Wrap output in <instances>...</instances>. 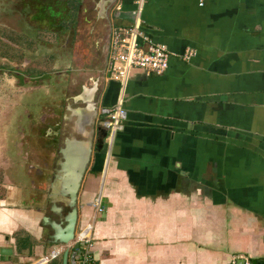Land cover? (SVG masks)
Listing matches in <instances>:
<instances>
[{"label":"crops","instance_id":"0c3cea01","mask_svg":"<svg viewBox=\"0 0 264 264\" xmlns=\"http://www.w3.org/2000/svg\"><path fill=\"white\" fill-rule=\"evenodd\" d=\"M134 1L119 0L117 8L132 12ZM139 21L170 53L160 74L131 68L124 84L115 80L111 32L130 22L117 18L103 31L84 9L74 10L71 26L56 33L67 30L73 45L77 27L88 28L93 52L87 61L74 65L73 46L63 53L48 48L43 55L55 65L66 54L76 68L16 71L22 84H54L58 94L43 102L58 99L60 107L44 126L46 136L24 137L20 145L4 138L19 152L10 157L8 148L0 157V250L12 251L0 254V264H62L63 246L49 243L42 226V217H50L47 192L58 157L54 131L59 114L89 102L94 139L103 141L78 191L75 237L85 233L92 240V264H229L238 258L264 264V0H143ZM59 74L66 75L63 83ZM68 80L79 83L74 94L61 92ZM118 103L126 116L111 131L102 109ZM37 105L4 104L7 113L17 107L24 114L40 111ZM17 176L31 188L10 180ZM56 249L60 253L48 259Z\"/></svg>","mask_w":264,"mask_h":264},{"label":"rangeland","instance_id":"374dc122","mask_svg":"<svg viewBox=\"0 0 264 264\" xmlns=\"http://www.w3.org/2000/svg\"><path fill=\"white\" fill-rule=\"evenodd\" d=\"M11 4L12 5L10 7L4 0H0V157L1 154L7 152L8 148V154H10V157H13V152H19L18 146L16 144L20 145L25 138L30 139L35 136H46L47 134L46 132H44V126L47 125V123H49L48 125H51L49 120L51 119V116L55 114V110H58L60 107V101L58 103V99L56 104H47L43 102L44 100L46 101L48 99V96L58 94L59 91H56L54 89L56 88L53 87L54 84L50 85L51 87L48 85V81H42V85H37L39 83L37 81L33 82L34 84L31 82L22 84L20 81H18V77H16V71L21 70L26 73H38L46 71L49 72L53 68L54 70L57 69L58 71H60L62 70V67H66V65L71 66L72 56H68L67 60L66 54H63L64 56H61V58L63 57L62 61L64 63L55 65L54 59H50L48 56L43 55L48 51V48L56 49L60 53L64 51L65 48L70 50L72 48L71 46H73L74 53H76L73 60L74 65L81 63L82 61H87L89 58L88 56L92 55L91 53L93 52L92 44L88 42L86 33L88 28L82 27L83 25H79L77 27L75 37L73 36V45L70 44L71 37L69 36L67 30H62L61 34H57L55 32H35L31 30H28L24 33L21 32L20 30H23L22 21L24 20V18H21L19 12H16L19 7L12 9V6L15 7L13 5L15 3L11 2ZM8 8H10L12 11H8ZM9 27L12 28L11 31H8ZM35 35L37 39L36 42L38 44L32 42L35 39ZM38 47L41 49H39ZM74 65L71 67H75ZM8 69L9 72L7 71ZM74 73L75 72H73L72 75L69 73L68 77H75L76 74ZM65 76V74H59L57 77V82L63 83L61 79H64ZM90 76L93 79L95 75L90 74ZM46 78L47 77H45L44 80ZM69 81L70 80H68V85L65 88V91H61L63 94H65L66 89L74 94L76 88H78L79 83H76L75 86H70ZM87 83L91 84L90 81H88ZM24 87L27 88H25V90H21L23 91L21 93L20 88ZM57 87H59V85H57ZM30 88L32 91L29 90ZM19 94H23V96ZM22 99L26 100V103L30 105L37 103H39V105L41 104V106H36L40 107V111H27L24 114L18 113L19 110L17 107H15V113H7L4 104H6L7 102L18 100L20 101ZM54 101L55 97L53 96L52 102ZM78 104L79 103L77 102H75V104L73 102L68 103V105L70 106H75ZM59 116L60 114L58 115V120ZM21 117L22 119H24V122H21ZM19 123H24L25 125L22 127H18ZM7 136L11 137V140L16 138V144L10 146L7 145L6 139H4ZM20 148L22 149V146H20ZM26 148L27 150L25 149V151H28L27 153L33 152L32 146H26ZM25 151L22 150L23 153H26ZM10 180L15 181L17 185L21 186V184H23L22 186L25 185L26 188H31L30 182L26 181L27 179H22L21 176L11 177Z\"/></svg>","mask_w":264,"mask_h":264},{"label":"water","instance_id":"95a60500","mask_svg":"<svg viewBox=\"0 0 264 264\" xmlns=\"http://www.w3.org/2000/svg\"><path fill=\"white\" fill-rule=\"evenodd\" d=\"M102 2H109L108 8L113 19L123 18L129 22L134 21L132 12L127 13L117 8L118 0H102ZM140 25L146 26L143 23ZM70 110L71 116H74V120L72 121L70 130L66 132L62 131L61 133L64 136L59 141L58 157L55 161L56 167L54 168L47 192L48 209L50 212L57 214L59 219L57 221L47 215L42 217L43 233L47 234L48 242L63 246L62 264H67L69 252H71L70 263L75 264L73 256L80 250L78 242L71 244L75 237L78 216V191L90 162L92 152L99 146L97 142L103 141L101 138L98 140L96 138V141L94 139V136L98 135L95 133V130H98V128L94 126L95 107L91 106V102L85 108ZM63 118L69 117L64 115ZM54 134L57 135L58 131H54ZM47 225H49L51 232L46 227ZM0 254L11 255L12 251L10 249L0 250ZM237 261L238 264H243L244 259L238 258Z\"/></svg>","mask_w":264,"mask_h":264},{"label":"built area","instance_id":"2783aa9c","mask_svg":"<svg viewBox=\"0 0 264 264\" xmlns=\"http://www.w3.org/2000/svg\"><path fill=\"white\" fill-rule=\"evenodd\" d=\"M135 8L132 11L134 21L126 25H120L111 32V75L115 80L124 81L131 68H140L147 74H160L168 66L170 53L167 48L160 43H153L143 31L140 25L139 16L143 0H135ZM104 114V126L113 131L119 122L125 119L126 112L121 104L102 109ZM80 243V255L75 264H92L89 254L93 246L92 240L85 233L74 237L71 244ZM61 249H56L49 255L51 259L60 253ZM243 264H254L243 258ZM237 259H233L229 264H236Z\"/></svg>","mask_w":264,"mask_h":264},{"label":"flooded vegetation","instance_id":"af4514ba","mask_svg":"<svg viewBox=\"0 0 264 264\" xmlns=\"http://www.w3.org/2000/svg\"><path fill=\"white\" fill-rule=\"evenodd\" d=\"M8 6L11 7V2L15 7L18 8L16 12H19L21 18H24L23 30L21 32H26L28 30L35 32H49L56 33L57 27L64 28L66 26L70 27L72 24V14L74 10L79 12L84 9V11L92 16L93 23L97 25L98 29L103 31H108L110 26L113 24V17L111 15L110 9L108 8L109 2H102V0H4ZM119 2V0H118ZM8 11L11 9L8 8ZM12 11V10H11ZM26 18V19H25ZM33 22V23H32ZM66 24V25H65ZM12 28H8L11 31ZM33 40L32 42H36ZM68 114L67 117L63 118L61 116L57 121L58 134L55 136L54 143L59 144V141L64 135H61L62 131L66 132L70 130L72 124V116ZM66 134V133H64ZM49 215L51 219L58 221V215L50 211ZM49 232L51 229L47 225Z\"/></svg>","mask_w":264,"mask_h":264}]
</instances>
